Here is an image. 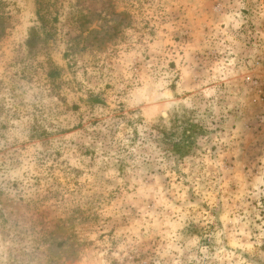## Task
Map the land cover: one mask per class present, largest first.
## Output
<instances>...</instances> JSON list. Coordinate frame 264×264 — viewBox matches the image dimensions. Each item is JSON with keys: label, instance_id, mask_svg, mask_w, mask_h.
<instances>
[{"label": "rangeland", "instance_id": "1", "mask_svg": "<svg viewBox=\"0 0 264 264\" xmlns=\"http://www.w3.org/2000/svg\"><path fill=\"white\" fill-rule=\"evenodd\" d=\"M0 264H264V0H0Z\"/></svg>", "mask_w": 264, "mask_h": 264}, {"label": "trees", "instance_id": "2", "mask_svg": "<svg viewBox=\"0 0 264 264\" xmlns=\"http://www.w3.org/2000/svg\"><path fill=\"white\" fill-rule=\"evenodd\" d=\"M123 119L126 120V124H127L128 123L127 119H125V117ZM163 136H158L157 140L161 141L162 144L168 148L167 152H165L166 158H171L173 156H176L180 152H182V153H185L184 151L187 152V150H186L187 148H184V147L176 148V143L173 140H171V138L169 136H167V137L166 136L163 137Z\"/></svg>", "mask_w": 264, "mask_h": 264}]
</instances>
